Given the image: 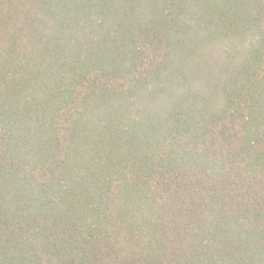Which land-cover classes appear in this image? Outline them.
<instances>
[{"label": "trees", "instance_id": "trees-1", "mask_svg": "<svg viewBox=\"0 0 264 264\" xmlns=\"http://www.w3.org/2000/svg\"><path fill=\"white\" fill-rule=\"evenodd\" d=\"M0 264H264V0H0Z\"/></svg>", "mask_w": 264, "mask_h": 264}]
</instances>
